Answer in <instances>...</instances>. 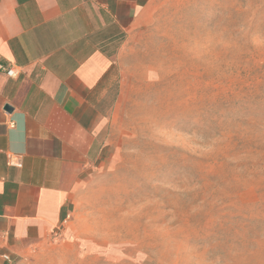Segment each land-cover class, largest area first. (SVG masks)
Wrapping results in <instances>:
<instances>
[{
  "label": "rangeland",
  "instance_id": "rangeland-1",
  "mask_svg": "<svg viewBox=\"0 0 264 264\" xmlns=\"http://www.w3.org/2000/svg\"><path fill=\"white\" fill-rule=\"evenodd\" d=\"M154 28L43 264H264V0H165Z\"/></svg>",
  "mask_w": 264,
  "mask_h": 264
},
{
  "label": "crops",
  "instance_id": "crops-1",
  "mask_svg": "<svg viewBox=\"0 0 264 264\" xmlns=\"http://www.w3.org/2000/svg\"><path fill=\"white\" fill-rule=\"evenodd\" d=\"M164 1L0 0V66L16 72L0 71V264H43L72 239Z\"/></svg>",
  "mask_w": 264,
  "mask_h": 264
},
{
  "label": "built area",
  "instance_id": "built-area-1",
  "mask_svg": "<svg viewBox=\"0 0 264 264\" xmlns=\"http://www.w3.org/2000/svg\"><path fill=\"white\" fill-rule=\"evenodd\" d=\"M0 71L4 72L5 75L10 77V78L16 77V72H15V70L13 68H7V67H4V66H0ZM8 157H9V160H11L12 155H9ZM11 165H14V166H17V167L20 166L19 164H12V163H11ZM3 259L5 261H7L8 263H11V261H10L8 256H4Z\"/></svg>",
  "mask_w": 264,
  "mask_h": 264
},
{
  "label": "water",
  "instance_id": "water-1",
  "mask_svg": "<svg viewBox=\"0 0 264 264\" xmlns=\"http://www.w3.org/2000/svg\"><path fill=\"white\" fill-rule=\"evenodd\" d=\"M5 108L8 109V110L10 109L8 106H6Z\"/></svg>",
  "mask_w": 264,
  "mask_h": 264
}]
</instances>
